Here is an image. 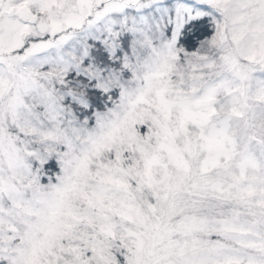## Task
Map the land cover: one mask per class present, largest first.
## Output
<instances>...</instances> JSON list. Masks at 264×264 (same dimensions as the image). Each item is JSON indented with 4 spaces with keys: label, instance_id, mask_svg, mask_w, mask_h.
Here are the masks:
<instances>
[{
    "label": "snow or ice",
    "instance_id": "6c2138e0",
    "mask_svg": "<svg viewBox=\"0 0 264 264\" xmlns=\"http://www.w3.org/2000/svg\"><path fill=\"white\" fill-rule=\"evenodd\" d=\"M0 264H264V0H0Z\"/></svg>",
    "mask_w": 264,
    "mask_h": 264
}]
</instances>
